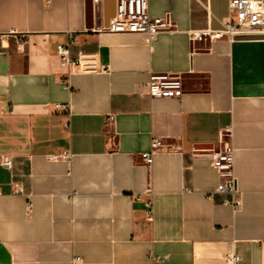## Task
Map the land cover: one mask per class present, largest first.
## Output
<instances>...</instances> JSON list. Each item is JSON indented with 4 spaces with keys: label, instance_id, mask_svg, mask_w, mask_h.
Returning <instances> with one entry per match:
<instances>
[{
    "label": "crops",
    "instance_id": "1",
    "mask_svg": "<svg viewBox=\"0 0 264 264\" xmlns=\"http://www.w3.org/2000/svg\"><path fill=\"white\" fill-rule=\"evenodd\" d=\"M116 4L0 0V155L13 162L0 163V264H264V35L192 41L191 28L223 27L229 0H149L175 22L151 41L101 30ZM58 44L82 58L74 73ZM152 72L179 74L181 91L141 94ZM226 126L238 210L209 196ZM153 137L164 145L148 168Z\"/></svg>",
    "mask_w": 264,
    "mask_h": 264
},
{
    "label": "built area",
    "instance_id": "2",
    "mask_svg": "<svg viewBox=\"0 0 264 264\" xmlns=\"http://www.w3.org/2000/svg\"><path fill=\"white\" fill-rule=\"evenodd\" d=\"M50 1V0H47ZM175 28V22L169 12L161 16H153L149 11V0H117L116 11L113 17L101 30L113 32L136 31L145 34L147 41L153 40L157 34L163 30ZM192 41L203 40L205 38L215 39L228 36L233 39L237 36L264 35V0H229V13L227 20L223 22L222 28H191L188 30ZM26 35L20 33L17 36V45L21 51L25 50ZM57 51L60 54L61 63L67 67L68 74L74 73L78 66L83 65L82 58L73 59L70 56L69 46L58 44ZM105 70V67L101 66ZM182 89V80L179 74L152 72L149 79L144 84L141 94L150 96L164 97L174 96ZM1 101V98H0ZM57 106L70 115V103L59 102ZM115 120L113 113L108 114L106 125H111ZM66 126L69 122L65 123ZM220 146L211 151V162L217 168L220 182L214 191L209 193L212 197L215 193L226 194L222 203L232 206L234 210L242 207V192L238 186V179L235 173V147L232 142V128L226 126L220 131ZM164 145L163 139L153 137L148 150L140 152V159L148 168L152 166L154 154ZM174 148V146H171ZM70 151H64L59 154H52L50 158H71ZM0 163L8 168H12V156L10 154L0 155ZM24 192L22 183L16 179L13 180V193ZM146 193L152 194L153 187L148 183ZM140 197V195H139ZM32 203H28L27 213H31ZM154 213L152 199L146 201V214L152 218ZM78 256L71 260L72 264H77ZM231 260L240 261L239 255H233Z\"/></svg>",
    "mask_w": 264,
    "mask_h": 264
}]
</instances>
